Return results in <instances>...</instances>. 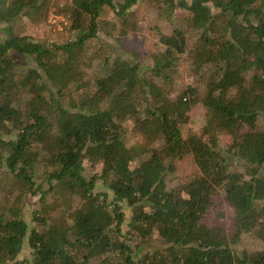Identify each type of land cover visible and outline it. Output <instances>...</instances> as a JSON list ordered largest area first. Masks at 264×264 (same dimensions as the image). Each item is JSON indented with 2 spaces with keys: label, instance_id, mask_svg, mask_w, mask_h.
Wrapping results in <instances>:
<instances>
[{
  "label": "trees",
  "instance_id": "obj_1",
  "mask_svg": "<svg viewBox=\"0 0 264 264\" xmlns=\"http://www.w3.org/2000/svg\"><path fill=\"white\" fill-rule=\"evenodd\" d=\"M143 1L0 0V264H264V0H155L141 53ZM52 7L67 42L15 32Z\"/></svg>",
  "mask_w": 264,
  "mask_h": 264
},
{
  "label": "rangeland",
  "instance_id": "obj_2",
  "mask_svg": "<svg viewBox=\"0 0 264 264\" xmlns=\"http://www.w3.org/2000/svg\"><path fill=\"white\" fill-rule=\"evenodd\" d=\"M56 3H65V0H55ZM122 1V0H118ZM137 12L139 13L141 24L144 27L143 31L138 33L135 36H131L128 40H125L124 43H128L129 46L132 47L133 50L139 51L141 50V53L149 52L154 43L157 40V33H167L170 32L173 25L166 22L160 15V10L158 5L156 4L155 0H145L141 2L138 7H135ZM181 15V14H180ZM151 19H154L155 22L151 21ZM6 24L0 22V35H3L1 33V28L5 26ZM67 19L63 15H59L56 13V8L52 7L48 18L40 23H33L29 17L26 15L21 16L17 18V20L14 23L15 32L19 35H29L34 37L36 40H47L51 42L56 43H65L69 39V34L67 31ZM158 35V34H157ZM102 40L104 42L111 41V38L109 36L103 35ZM115 47H118L115 45ZM140 52V51H139ZM178 93V92H177ZM175 93L174 95H178ZM205 116V108L198 104L196 105L191 113V121L190 124L194 126V128H201ZM130 124V123H129ZM149 143L147 142H138L135 145H133V154L136 157L140 156V153L143 152L144 148L149 146ZM45 150V149H44ZM176 175L172 177L173 181L175 183H185L189 182L193 179V176L196 171L195 165L192 163L191 157L187 156L181 160L176 161ZM7 190V192H12L14 190L18 189V184L14 183L12 180L8 179L5 183H3ZM1 194V193H0ZM34 200H38L37 197L34 198ZM124 211L126 213L127 221L126 224L128 225V219L131 216V210L129 208H124ZM232 212L228 211V222L231 223L232 218ZM123 226V230L125 233H128L130 231L129 227L127 225ZM140 240L138 239V236H136V239H134L133 244L136 245ZM251 244L252 243H248ZM259 243L254 242V245L258 246ZM246 245V244H245ZM249 249L253 248L250 245H246ZM243 247V245H242ZM29 251L26 246L22 249L19 256H29Z\"/></svg>",
  "mask_w": 264,
  "mask_h": 264
}]
</instances>
